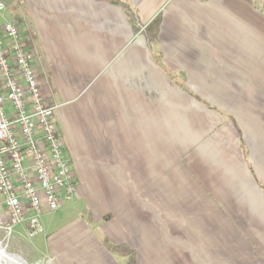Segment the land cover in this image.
Listing matches in <instances>:
<instances>
[{"label": "crops", "instance_id": "crops-1", "mask_svg": "<svg viewBox=\"0 0 264 264\" xmlns=\"http://www.w3.org/2000/svg\"><path fill=\"white\" fill-rule=\"evenodd\" d=\"M0 1L76 187L13 255L264 264V0Z\"/></svg>", "mask_w": 264, "mask_h": 264}, {"label": "built area", "instance_id": "built-area-1", "mask_svg": "<svg viewBox=\"0 0 264 264\" xmlns=\"http://www.w3.org/2000/svg\"><path fill=\"white\" fill-rule=\"evenodd\" d=\"M54 111L44 102L32 54L17 26L4 22L0 27V230L7 237L26 220L29 237L42 233L43 207L57 212L74 197L76 187L61 150Z\"/></svg>", "mask_w": 264, "mask_h": 264}, {"label": "rangeland", "instance_id": "rangeland-1", "mask_svg": "<svg viewBox=\"0 0 264 264\" xmlns=\"http://www.w3.org/2000/svg\"><path fill=\"white\" fill-rule=\"evenodd\" d=\"M253 3L256 5H262V3H260L259 1L257 2V3H255L254 2V0H253ZM253 4V6H255ZM260 7V6H259ZM65 98H69V97H65ZM56 114V113H55ZM57 123V122H56ZM58 129V128H57ZM60 131V130H59ZM59 139H60V141H61V144H62V146H61V150H62V153H63V156L64 157H66L67 158V156H68V152H67V146L63 143V142H68V139H66L65 138V136H64V134L62 133V131H61V133H59ZM66 205V204H65ZM65 205L63 206V208L65 207ZM62 208V209H63ZM44 209L47 211V212H49L50 213V211L46 208V207H43V211H44ZM59 213V212H58ZM68 220H69V217H66V218H64L62 221H61V225H59V226H63V225H65L66 223H68ZM42 223V222H41ZM60 223V222H59ZM11 234H12V236H14V230L11 232ZM42 237V236H41ZM2 240V241H1ZM1 240H0V247L7 253V254H11V255H13V253H12V250H20V251H22V249H21V247L20 246H15V249H13V247H11V245H10V242H8L9 241V237H7L6 235H5V233H3V236L1 237ZM24 243H25V245H24V247L27 249V247H31V249H33L34 250V248H33V242H32V240L31 239H26V240H24ZM46 250V249H45ZM44 252V250L42 249V248H39L38 249V251H35V254H37V255H41L42 253ZM15 256H17V257H19V258H21L23 261H25L22 257H20L19 255H15ZM26 262V261H25ZM27 263V262H26ZM8 264V263H7ZM27 264H29V263H27ZM36 264H46L45 262H43L42 260H40V261H38V263H36Z\"/></svg>", "mask_w": 264, "mask_h": 264}, {"label": "bare ground", "instance_id": "bare-ground-1", "mask_svg": "<svg viewBox=\"0 0 264 264\" xmlns=\"http://www.w3.org/2000/svg\"><path fill=\"white\" fill-rule=\"evenodd\" d=\"M7 256V255H6ZM0 263L2 264H22L20 261H17L9 256L5 257L4 255L0 254Z\"/></svg>", "mask_w": 264, "mask_h": 264}, {"label": "water", "instance_id": "water-1", "mask_svg": "<svg viewBox=\"0 0 264 264\" xmlns=\"http://www.w3.org/2000/svg\"><path fill=\"white\" fill-rule=\"evenodd\" d=\"M0 254L4 255L5 257L9 256L17 261H20L22 264H27L25 261H23L21 258L15 256V255H11V254H7L1 247H0ZM7 255V256H6ZM2 264V263H0Z\"/></svg>", "mask_w": 264, "mask_h": 264}]
</instances>
